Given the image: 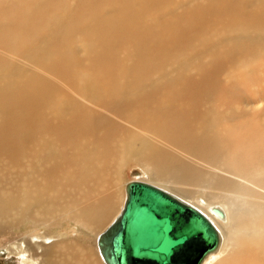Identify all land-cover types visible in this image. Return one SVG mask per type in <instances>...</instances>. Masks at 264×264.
<instances>
[{"label": "bare ground", "instance_id": "1", "mask_svg": "<svg viewBox=\"0 0 264 264\" xmlns=\"http://www.w3.org/2000/svg\"><path fill=\"white\" fill-rule=\"evenodd\" d=\"M96 1L17 0L0 13V46L18 55L0 62V233L25 222L57 231L67 223L96 236L124 204L123 173L112 171L118 148L121 169L143 167L148 184L169 194L157 183L191 201V187L212 190L200 203L207 209L171 194L218 232V248L201 264H264V109L242 106L264 103V27L225 20L226 0H156L167 2L161 27L153 1L94 9ZM146 20L156 45L141 56L101 55L109 47L98 37L102 26L121 36L138 21V35ZM81 52L98 59V72L70 68ZM141 59L162 66L134 69ZM121 61L118 80L105 79ZM53 235L23 242L18 255L33 252L32 264H105L98 235L95 243Z\"/></svg>", "mask_w": 264, "mask_h": 264}, {"label": "water", "instance_id": "2", "mask_svg": "<svg viewBox=\"0 0 264 264\" xmlns=\"http://www.w3.org/2000/svg\"><path fill=\"white\" fill-rule=\"evenodd\" d=\"M125 195L120 213L97 238L105 264H201L218 248L210 220L175 196L134 180Z\"/></svg>", "mask_w": 264, "mask_h": 264}, {"label": "rangeland", "instance_id": "3", "mask_svg": "<svg viewBox=\"0 0 264 264\" xmlns=\"http://www.w3.org/2000/svg\"><path fill=\"white\" fill-rule=\"evenodd\" d=\"M15 1L17 0H0V13L2 11V9L4 7H7L11 4H13ZM145 2H150L153 1L155 2V8H154V13H155V19H157L158 21H160V27H161V23L164 22L165 20L162 19V16L160 15L166 8L167 2L166 1H156V0H144ZM243 0H226L227 2V9H228V14L224 17L225 20H235L238 21L240 20V18L243 17V19L245 20L246 24L249 25H254V26H259V27H264V8H257L254 1L251 0L252 3V7L249 10H246L245 12L241 10L240 8V4L242 3ZM213 4H219V1H214L212 2ZM110 5V2L108 0H103V1H96L94 4V9H103V8H107ZM123 12L121 11L120 14H122ZM43 17H45V14L43 15ZM169 22L170 26L169 28L171 29V36L169 37V39L166 41V43L169 44H173L176 41V36L175 34H173L174 30H173V21L172 20H166ZM138 21H135L134 24L129 27L125 33L121 36H116L115 34H113L111 31L108 30L107 26H102L100 32H99V39H106L109 43V47L107 49H105L101 55H107V54H112V55H119L122 57H125L127 54H134L137 56H141L145 53L146 49L149 47H152L154 45L157 44V40L158 37L156 34L152 33V22L151 20H146L145 22H143L144 25V29L143 31H140V33L137 35L135 32V26L138 24ZM223 22H221L222 24ZM164 26V24H163ZM144 41V45L143 46H139V42ZM203 41H197L194 40L192 42L193 45H202ZM83 45V43H82ZM63 51V45L61 41H56L53 46H52V53H61ZM18 55H14V56H10L8 54V49L7 46H0V62L2 61H6V60H14L17 59ZM70 68L72 69H78V68H82V69H87L90 70L92 72H98L99 71V63H98V59L95 57H87L84 53H79V55L77 56V58L72 59L71 61L68 62ZM162 66V62L158 61L156 62V64H152L149 61L145 60V59H141V60H137L133 67L136 70H147L149 72H156L157 70H155V67H161ZM58 68L56 66H54L52 69L46 71L43 74V78L41 79L40 83L42 84L48 75H50L52 72L56 71ZM124 69V61L115 63L111 65V70L109 73L105 74V79H114V80H118L120 74L123 72ZM223 79H226V75L223 76ZM34 96V95H33ZM262 98V97H261ZM209 100V99H208ZM262 106L260 105H256L254 103L248 102V103H242V106L245 109H252L254 107H257L259 109H264V103H261ZM209 105V103H207V106ZM256 105V106H255ZM118 151V148L115 150ZM117 152V153H118ZM114 153L115 155H112V160H113V173H123L122 175V193H123V198L125 201V185L130 182V181H143V182H152L153 178L150 176V174L147 172L146 169H144L141 166H137L136 164H131L129 165L126 169H121L120 167V161L118 158V154ZM0 159H2V156H0ZM150 184V183H149ZM153 185V184H152ZM158 186L163 187L164 189H166L167 191L171 192V194L175 193V196H178L179 198H181L182 200H184L185 202L189 203V202H193L194 199H183L182 197H180V195L175 191H171L168 187H166L164 184L161 183H157ZM165 186V187H164ZM168 188V189H167ZM189 190L191 191H195L198 192L196 199L198 197L197 200L194 201V203L192 205L194 206H198L204 203V201L209 202L211 197H209V201L208 198L206 197L207 195L210 196V194L212 193V190H208L205 188H201V187H191ZM202 200V201H200ZM200 201V202H199ZM201 203V204H200ZM123 204V203H122ZM201 207H204L205 209H207L206 204L205 205H201ZM117 214V213H116ZM114 214L104 226H102L99 230L97 235L99 236L117 217V215ZM116 215V216H115ZM225 223H220L219 224V230L221 232H224L223 228L225 227ZM220 225L222 227H220ZM33 224L31 223H26L22 224V225H18L15 227H12V229L6 230L2 233H0V264H32L33 263V259H29L28 257L31 256V254L33 253H26L25 255H18V247L20 244H22L23 242H26L27 244H32V238H34V236H39V235H44L46 234H54L53 238L54 241H60L62 239H69L71 238H81V240H86L89 242H93L95 243L96 240V236L88 232H84V231H80V236L77 234L78 228L73 229L74 227L71 226L70 224L65 223L63 225L62 228H59V232L57 231V229H42L44 226L41 227L42 230H40V228H34L32 227ZM32 228V229H31ZM74 230V231H73ZM101 230V231H100ZM46 231V232H45ZM35 232V233H34ZM37 232V233H36ZM4 233V234H3ZM7 233V234H6ZM41 233V234H40ZM86 233V234H84ZM3 234V235H2ZM229 249L227 248L222 255L227 254L229 251ZM221 255V256H222ZM23 258V259H22ZM28 259L29 261H26L25 259ZM24 260V262H23ZM35 263L37 262V259L35 260Z\"/></svg>", "mask_w": 264, "mask_h": 264}]
</instances>
